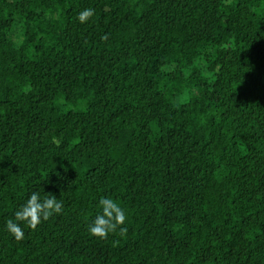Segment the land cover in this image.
Returning <instances> with one entry per match:
<instances>
[{"label":"trees","instance_id":"trees-1","mask_svg":"<svg viewBox=\"0 0 264 264\" xmlns=\"http://www.w3.org/2000/svg\"><path fill=\"white\" fill-rule=\"evenodd\" d=\"M0 264H264V0H0Z\"/></svg>","mask_w":264,"mask_h":264},{"label":"clouds","instance_id":"clouds-1","mask_svg":"<svg viewBox=\"0 0 264 264\" xmlns=\"http://www.w3.org/2000/svg\"><path fill=\"white\" fill-rule=\"evenodd\" d=\"M94 15L95 10L87 8L78 14L77 19L83 24ZM106 39V35L101 37V40ZM98 203L101 213L92 222L89 233L102 240L107 239L110 233L115 234L117 230L121 236L125 235L127 229L121 227L127 219L124 209L108 197H101ZM63 207V203L51 193L41 200L39 192H33L26 203L14 213L15 221L26 222L34 230L42 221L49 220L54 214L62 213ZM17 222L12 219L7 220L6 228L16 241H21L24 238V231Z\"/></svg>","mask_w":264,"mask_h":264},{"label":"rangeland","instance_id":"rangeland-1","mask_svg":"<svg viewBox=\"0 0 264 264\" xmlns=\"http://www.w3.org/2000/svg\"><path fill=\"white\" fill-rule=\"evenodd\" d=\"M65 107L68 108V107H73V106L72 105H65Z\"/></svg>","mask_w":264,"mask_h":264}]
</instances>
